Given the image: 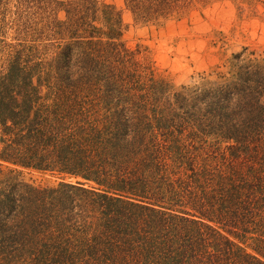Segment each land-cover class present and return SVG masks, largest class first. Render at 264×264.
<instances>
[{"label":"rangeland","instance_id":"374dc122","mask_svg":"<svg viewBox=\"0 0 264 264\" xmlns=\"http://www.w3.org/2000/svg\"><path fill=\"white\" fill-rule=\"evenodd\" d=\"M88 1L0 0V76L20 52L21 65L31 68L33 81L42 85V107L56 105V115H64L69 102L45 85L63 82L55 63L61 50H71V76L79 75V86L89 87L79 95L82 130L106 129L105 138L111 139L88 142L86 148L105 167L115 166L111 181L117 175L129 177L143 184V197L153 194L159 206L177 211L180 205L182 211H193L187 201L197 202L207 192L221 197L223 191L235 190L241 201L234 212L237 225L264 233V96L229 85L241 68L264 74V0H95L84 20ZM61 2L72 9L79 4V45ZM225 86L234 92L230 104L225 103L229 117L220 126L212 107L204 105L221 88L227 95ZM48 109L54 114V107ZM113 114L128 126L117 145L111 138L113 123L108 126ZM156 120L165 126H156ZM145 157L150 162L142 164ZM13 180L20 187L44 189L78 179L0 162V191ZM34 199L24 206L26 212L34 209ZM80 210L79 222L84 216ZM33 216L22 225L29 227ZM208 217L219 226L237 227L223 214ZM22 218L17 214L6 224L16 225ZM240 237L236 241L244 251L264 253V239L249 242L247 233Z\"/></svg>","mask_w":264,"mask_h":264},{"label":"trees","instance_id":"16d2710c","mask_svg":"<svg viewBox=\"0 0 264 264\" xmlns=\"http://www.w3.org/2000/svg\"><path fill=\"white\" fill-rule=\"evenodd\" d=\"M95 4V0L88 1L84 20ZM59 5L65 7L66 20L75 27L70 35L79 45V4L75 9L65 2ZM90 28L99 32L96 27ZM113 32L109 30L110 36ZM69 54L71 50H61L55 63L57 76L63 82L54 88L45 85L48 92L53 89L59 99L69 102L64 115H56V105H48L54 107L52 115L48 107H42V85L33 81L31 68L21 65L20 52L11 56L0 76V162L78 179L74 184L60 183L56 188L44 189L27 184L21 188L14 180L7 181L5 190L0 191V264H264L262 250L248 253L236 241L245 233L249 242L262 241L264 233L245 231L237 225L234 212L241 201L235 190L223 191L221 197L207 192L200 199L198 196L197 202L187 201L193 211H182L181 205L177 211L159 206V201L152 200L153 194L146 195L148 199L143 197V184L129 177L117 175L111 181L109 175L115 174V166L105 167L104 160L97 156L94 159L86 148L88 142L111 139L105 138L106 129L87 133L82 130L84 118L79 120V112L83 104L79 103V95L89 92V87L85 90L79 86V75L71 76ZM235 76L236 82L229 83L234 89L241 91L238 87L244 86V92L264 96V74L241 68ZM220 92L204 108L211 106L214 122L222 126L229 117L225 103L230 104L234 91L228 88L226 95L221 88ZM114 117L115 114L111 116ZM112 123L111 138L117 145L118 139L127 136L124 133H128V126L118 117L108 126ZM155 125L165 123L156 120ZM167 147L172 146L169 143L164 149ZM141 162L150 161L145 157ZM88 184L96 186V190L87 188ZM32 199L34 209L26 212L24 206ZM75 201L79 205L72 206ZM72 207L78 209L76 219ZM79 209L84 214L80 222ZM210 213L233 218L237 227L219 226L216 218L208 217ZM17 214L23 217L19 223L6 224L9 217ZM33 214V223L23 226V220Z\"/></svg>","mask_w":264,"mask_h":264}]
</instances>
